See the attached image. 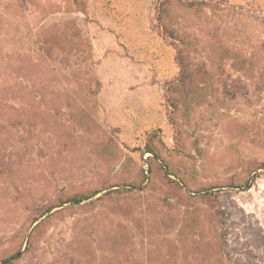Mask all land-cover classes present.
I'll use <instances>...</instances> for the list:
<instances>
[{
    "label": "rangeland",
    "instance_id": "374dc122",
    "mask_svg": "<svg viewBox=\"0 0 264 264\" xmlns=\"http://www.w3.org/2000/svg\"><path fill=\"white\" fill-rule=\"evenodd\" d=\"M7 259L264 264V0H0Z\"/></svg>",
    "mask_w": 264,
    "mask_h": 264
},
{
    "label": "trees",
    "instance_id": "16d2710c",
    "mask_svg": "<svg viewBox=\"0 0 264 264\" xmlns=\"http://www.w3.org/2000/svg\"><path fill=\"white\" fill-rule=\"evenodd\" d=\"M149 172H150V169H148V173H149ZM243 187L246 188V189H249V188H250V185H249L248 182H246V183L243 184ZM94 195H95V194H94ZM94 195H90V196L87 195V196L73 197V198H71V199H68L67 201L70 202V203H73V204H80L81 202L88 200L89 198H91V197L94 196ZM49 210H50V208L46 209L45 211L40 212V214H38L36 217H34L32 223H36V222H37L39 219H41V218L44 216V214L47 213ZM40 224H41V223L36 224L35 227H34V229H36ZM30 237H31V235H30ZM30 237H29V241H30ZM29 241H28V243H29ZM8 260H10V259H7V260H5V261H8ZM3 262H4V261H3Z\"/></svg>",
    "mask_w": 264,
    "mask_h": 264
},
{
    "label": "water",
    "instance_id": "95a60500",
    "mask_svg": "<svg viewBox=\"0 0 264 264\" xmlns=\"http://www.w3.org/2000/svg\"><path fill=\"white\" fill-rule=\"evenodd\" d=\"M8 261H9V260H8ZM8 261H4L3 264H5V263L8 262Z\"/></svg>",
    "mask_w": 264,
    "mask_h": 264
}]
</instances>
